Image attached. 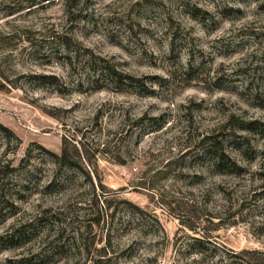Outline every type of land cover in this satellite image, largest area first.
<instances>
[{"label":"rangeland","instance_id":"374dc122","mask_svg":"<svg viewBox=\"0 0 264 264\" xmlns=\"http://www.w3.org/2000/svg\"><path fill=\"white\" fill-rule=\"evenodd\" d=\"M0 125V264H264V0H0Z\"/></svg>","mask_w":264,"mask_h":264},{"label":"trees","instance_id":"16d2710c","mask_svg":"<svg viewBox=\"0 0 264 264\" xmlns=\"http://www.w3.org/2000/svg\"><path fill=\"white\" fill-rule=\"evenodd\" d=\"M102 72H106V74H108L109 76H111L112 79L114 80H126V82L128 83L129 81H136L135 78L131 75H128L126 73H121V72H116L114 70H112V68H110L107 65H104L102 67ZM4 130L6 131V129L4 127H2L0 125V130ZM208 152V156L211 158V164L214 165L216 167V169L218 170H222V169H226L227 170V165L225 164V161H228V159L226 158V155H224V153H221L220 151H218L215 147L214 144L211 143V146H209V149L207 150ZM54 158H55V162L57 164H64V162L68 163V164H72L69 161V155L67 154V152L65 151V146L62 148L61 152L58 155L53 154ZM77 157H79L77 155ZM230 162V161H229ZM75 166V165H74ZM95 196V195H94ZM93 196V197H94ZM93 204H96V202H93ZM96 214L94 216H92L91 218H86L85 220H87L88 222L85 223V225H83V228L85 229L86 227L90 226L91 224H98L99 221L101 220V218H99V213L96 211ZM79 227L75 230V233L77 234V238H80L81 235V231L78 230ZM72 237V243L74 244V240L76 237H74L73 235H71ZM83 240V239H82ZM198 244L201 243V241L196 240ZM105 247L103 246L102 248H100L99 250H97L98 252H101L102 249H104ZM39 255V254H37ZM100 256H104L102 254H99ZM40 256V255H39ZM101 259H108V258H98L97 262H101ZM252 264V263H251Z\"/></svg>","mask_w":264,"mask_h":264}]
</instances>
